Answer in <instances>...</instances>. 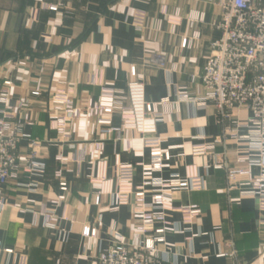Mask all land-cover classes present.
I'll use <instances>...</instances> for the list:
<instances>
[{
	"label": "crops",
	"instance_id": "crops-1",
	"mask_svg": "<svg viewBox=\"0 0 264 264\" xmlns=\"http://www.w3.org/2000/svg\"><path fill=\"white\" fill-rule=\"evenodd\" d=\"M220 2L74 0L51 12L42 8L43 0H0V87L11 80L12 103L23 101L31 111L35 124L26 130L43 141L40 156L47 164L36 192L15 183L3 187L8 206L0 211V241L13 253L3 254L0 264H20L22 256L27 264H95L118 238L138 245L144 235L136 229L133 208L119 205L112 193L117 162L135 165V186L148 178L170 181L199 175L205 181L204 189L171 193L174 207L196 204L202 215L190 230L168 233L166 243L159 244L168 253L163 264H264V213L258 201L241 197L238 189L230 191L225 169L210 166L208 156L192 154L194 145L211 143L222 134L215 107L196 109L178 97L183 87L191 97L205 94L200 77L211 43L221 36L215 25ZM255 2L264 5V0ZM137 11L146 13L143 24L134 20ZM198 15L202 21L195 19ZM195 32L200 34L197 39ZM131 81L143 83L146 100L157 103L163 113L156 136L168 157L161 158L160 169L152 168L154 158L140 133L125 129L108 137L86 114L69 125L71 141H56L57 133L50 129L55 92L71 88L77 105L84 106L91 98L99 99L103 88L114 89L113 121L119 126V110L130 103ZM96 140H104L105 149L75 161L82 146ZM217 150L221 152V146ZM244 150L231 143V167L236 166L237 152ZM21 154L25 160V146ZM58 155L62 162L56 160ZM59 168L69 192L65 201L53 205L60 194L54 177ZM15 203L54 207L58 228L46 227L42 216L35 222L31 213H19ZM168 218L182 226L180 212L170 211ZM85 227L95 229L96 236H84Z\"/></svg>",
	"mask_w": 264,
	"mask_h": 264
},
{
	"label": "built area",
	"instance_id": "built-area-1",
	"mask_svg": "<svg viewBox=\"0 0 264 264\" xmlns=\"http://www.w3.org/2000/svg\"><path fill=\"white\" fill-rule=\"evenodd\" d=\"M72 2L74 0H43L42 8L58 12ZM220 7L221 15L215 25L221 36L211 43L200 77L205 94L200 98L191 97L187 88L183 87L179 89L178 97L196 109L205 110L209 105L215 107L216 121L222 128V134L211 143L194 145L192 154L208 156L212 162L210 166L225 169L228 189H238L241 197L256 199L259 211L264 213V5H258L255 0H221ZM145 19L146 13L143 11H137L134 15L137 24H143ZM195 19L202 21L203 15ZM199 36L197 32L193 34L194 39ZM161 65L164 63L161 62ZM12 85L11 80H6L0 87V211L8 206L3 187L15 183L34 193L40 186L38 179L45 177L47 172V164L40 156L44 143L26 130L35 124L33 115L23 101L12 103ZM128 95L130 103L119 110L121 125L118 126L113 121L116 111L114 89L103 88L99 99L91 98L84 106L77 105L71 88L55 92L51 97L53 116L50 129L57 133L56 141H71L69 125L86 114L97 121L100 132L108 137L118 135L125 129L140 133L154 158L152 168L160 169L161 158L168 157L156 136L157 123L163 113L158 110L157 103L146 100L143 83L129 82ZM231 143L237 149L245 148L237 152L235 167H231L228 159ZM23 146L27 149L25 160L21 154ZM218 146H221V152L217 150ZM104 149V140L85 143L75 161L80 163L88 155ZM56 160L62 162L63 156L58 155ZM254 169L259 170L258 174H254ZM134 172L135 165L117 162L111 181L115 186L112 193L119 205L132 206L138 220L136 229L144 238L136 246L118 238L111 247L100 253L95 264H163L168 260V253L161 251L159 244L166 243L168 233L190 230L202 215V210L196 204L176 208L171 200L173 191L204 189L205 181L199 175L170 181L148 178L135 186ZM54 177L59 181L60 194L51 203L58 205L67 199L69 184L62 168L55 171ZM101 178L105 179L104 175ZM149 193L152 197L150 201L147 200ZM100 201L98 195L96 203ZM12 206L19 213H31L35 222L42 216L48 228L56 229L59 226L60 217L56 210L45 203L38 208L21 203ZM170 211L181 213V227L169 220ZM83 235L96 236V230L85 227ZM12 253L13 249L5 248L0 241V258L3 254ZM20 264H27L26 256L21 257ZM57 264H60V260H57Z\"/></svg>",
	"mask_w": 264,
	"mask_h": 264
}]
</instances>
